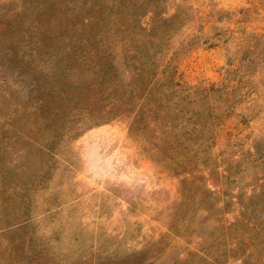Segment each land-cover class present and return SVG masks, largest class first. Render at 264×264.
<instances>
[{"label": "rangeland", "instance_id": "1", "mask_svg": "<svg viewBox=\"0 0 264 264\" xmlns=\"http://www.w3.org/2000/svg\"><path fill=\"white\" fill-rule=\"evenodd\" d=\"M252 32L264 0H0V264H264Z\"/></svg>", "mask_w": 264, "mask_h": 264}, {"label": "trees", "instance_id": "2", "mask_svg": "<svg viewBox=\"0 0 264 264\" xmlns=\"http://www.w3.org/2000/svg\"><path fill=\"white\" fill-rule=\"evenodd\" d=\"M251 37L255 40H262L263 46L262 48H258V42L253 43V44H246L245 46V54H251V56H249L248 61L249 62H253L255 59V56H257L258 58H262L263 62L262 65L264 66V33H254L252 32ZM258 48L260 50H258L257 52L254 51L255 48ZM260 53V54H259ZM260 55V56H259ZM246 58V55H244L243 57H241V59H237L234 61L233 60H229V63L227 65V68H225L224 70V77L220 82L219 87H217V91L221 92L222 90H229V94L230 96L232 95V99H236V101H228V103L226 102L225 104H223V109H227V110H233V107H235V105L239 102L242 101L243 97H245L248 93L251 92V89L246 88L248 82H244V76L242 73H240L239 76H236L237 73L240 72L241 70V65L244 64L242 60H244ZM256 62V61H255ZM171 58L169 59H165V80L168 79L170 77L169 75V68L171 66ZM236 65L235 68H233V66ZM248 66V65H247ZM167 72V74H166ZM250 73L247 75L249 76ZM175 86L176 84L173 83L170 86V92L175 90ZM167 89H165V94L169 93L168 91H166ZM210 110H208V115H209ZM206 115V116H208Z\"/></svg>", "mask_w": 264, "mask_h": 264}]
</instances>
